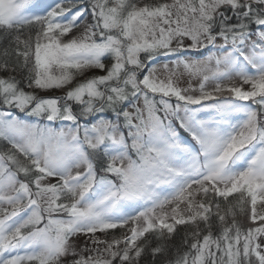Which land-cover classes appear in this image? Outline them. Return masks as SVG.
Instances as JSON below:
<instances>
[{
	"label": "snow or ice",
	"instance_id": "snow-or-ice-1",
	"mask_svg": "<svg viewBox=\"0 0 264 264\" xmlns=\"http://www.w3.org/2000/svg\"><path fill=\"white\" fill-rule=\"evenodd\" d=\"M145 260L264 264V0H0V264Z\"/></svg>",
	"mask_w": 264,
	"mask_h": 264
},
{
	"label": "rangeland",
	"instance_id": "rangeland-1",
	"mask_svg": "<svg viewBox=\"0 0 264 264\" xmlns=\"http://www.w3.org/2000/svg\"><path fill=\"white\" fill-rule=\"evenodd\" d=\"M84 240H85L84 236H79V237L73 238V240L71 242L74 244H77V245H82Z\"/></svg>",
	"mask_w": 264,
	"mask_h": 264
},
{
	"label": "trees",
	"instance_id": "trees-1",
	"mask_svg": "<svg viewBox=\"0 0 264 264\" xmlns=\"http://www.w3.org/2000/svg\"><path fill=\"white\" fill-rule=\"evenodd\" d=\"M56 94H59L58 92ZM182 231V229H181ZM177 239H179V237H177ZM144 264H147V260H145Z\"/></svg>",
	"mask_w": 264,
	"mask_h": 264
}]
</instances>
